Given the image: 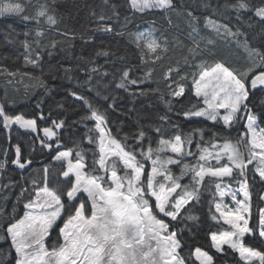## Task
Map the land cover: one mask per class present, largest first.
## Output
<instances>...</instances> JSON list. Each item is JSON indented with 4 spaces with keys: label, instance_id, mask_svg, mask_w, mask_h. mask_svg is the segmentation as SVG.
I'll use <instances>...</instances> for the list:
<instances>
[{
    "label": "snow or ice",
    "instance_id": "6c2138e0",
    "mask_svg": "<svg viewBox=\"0 0 264 264\" xmlns=\"http://www.w3.org/2000/svg\"><path fill=\"white\" fill-rule=\"evenodd\" d=\"M65 3L67 0H35V3L33 0H0V19L15 17L25 24H34L23 33L10 26L4 32L7 44L19 43L25 49L26 64L43 71V53L51 57L50 49L60 43L56 40L45 43L47 32L59 31L57 25L63 22L64 16L59 14L58 8ZM102 3L105 7L99 14L94 9L90 12L97 20L92 32L129 37L140 50V59L145 65L163 59L168 51V40L163 33L156 36L161 31L155 26L156 22L151 21L152 27L143 31H132L129 25L134 24L137 13L143 19V14L154 11L162 13L171 24L168 14H181L174 0H126L132 15L123 17L112 0H102ZM203 7L210 9L211 5L205 3ZM223 7L236 13L235 30L229 23L210 16L204 17L203 28L210 29L220 39L229 38L243 50L242 68L215 59L209 62L207 57L216 55L213 51L216 41L201 36V18L185 10L190 29L188 36L192 40L188 53L192 61L185 56L183 63L194 71L181 75L177 66L175 69L169 67L165 74V80L171 81L166 85L169 97L180 98L185 94V85L172 80L171 73L175 71L180 81H187L190 76V90L203 105L198 107L193 103L188 110L176 114L186 119L204 118L212 122L211 127H196L185 132L180 124L172 121L168 114L173 110L172 99H165L159 88L152 89L148 85L154 68H147L142 78L134 76L137 66H127V56H119L125 67L114 72L104 70L102 65L96 66L95 60L116 55L107 49L97 50L93 58L77 57L88 66L81 69L87 71V78L77 81V87L84 91L70 90L69 95L83 103L86 114L70 124H66L65 119L51 120V126L42 129L47 140L41 138L39 141L41 150L48 151L54 161L64 166L59 173L63 183L49 186V165L46 164L35 176L14 179L7 174V159L0 161V264H228V257L236 254L243 264H264V251L244 242L246 235H258L264 244V209L259 210L258 222L252 227L246 218L251 215V192L245 175L247 166L255 162L253 171L264 181V0H235ZM213 11L222 15L218 10ZM224 19L230 21L231 17ZM242 26L259 28L253 39L261 38L260 46L253 45ZM20 35L24 39H18ZM72 38L75 39V34ZM80 38L85 40L83 34ZM91 39L93 37L88 36L85 42ZM205 39L201 48L200 41ZM196 57L200 58L198 63L194 62ZM63 71L72 78L68 74L74 69ZM95 73L102 79L111 77V80L94 81ZM7 75L21 74L7 72ZM32 79H37L46 91L52 90L45 80ZM172 83L176 88H172ZM140 85L148 87L139 88ZM133 88L139 90L133 91ZM114 89L129 92L133 101L157 95L167 111L156 116L159 123L143 125L140 120L148 118L136 113L137 130L124 133L118 139L111 134L107 115L109 110H117L119 98ZM257 91L260 97L255 102ZM85 93H94L96 98L110 101L108 107L102 111L94 98ZM59 107L63 109V105ZM146 107L153 105L149 102ZM135 111L131 108L120 114L126 117ZM48 117L41 112L38 119ZM0 118L6 129L18 125L37 131L36 119H25L22 114L10 116L2 103ZM89 121L94 122V126L89 127ZM241 123L242 132L236 127ZM122 125L120 121L118 131ZM77 126L85 129L82 139L73 140L74 147L66 148L53 129ZM233 129L238 133L235 140L231 137ZM85 141L90 147H84ZM241 145L244 152L240 150ZM10 163L20 170L34 165L33 159L22 157L19 144L15 145L14 159ZM234 168L238 176L244 177L235 181L240 184L243 199H237L235 192L221 189L215 180L205 183L206 177L232 179ZM213 184L221 198L231 195L239 207L233 211L227 204L215 203V211L230 228L210 233L209 248L215 249V253L210 254L190 243L185 233H192L187 221L196 223L200 219L193 210L201 201V190L207 191ZM260 199L264 200V196ZM211 218L217 219L215 215Z\"/></svg>",
    "mask_w": 264,
    "mask_h": 264
},
{
    "label": "trees",
    "instance_id": "16d2710c",
    "mask_svg": "<svg viewBox=\"0 0 264 264\" xmlns=\"http://www.w3.org/2000/svg\"><path fill=\"white\" fill-rule=\"evenodd\" d=\"M35 3V0H33ZM42 2V0H41ZM117 4L118 10L123 15H132L130 9L127 8L126 0H112ZM235 0H174V4L180 10L181 14L177 15L175 12H170L168 15L171 17L172 23L169 24L168 20L164 18L163 14L155 11L152 13L143 14V19L140 18L141 14L137 13L134 24H130L129 28L132 31L147 30L151 25V21L156 22V27L161 31L156 33L157 37H167L168 51L163 54V59L157 61L155 64L149 62L147 65L143 64L140 59L139 49L135 48V45L130 42V38L127 36L120 37L115 36L112 33H99L92 32L91 29L97 26V20L90 15L91 10H95L97 14L101 11V8L105 7L102 0H67V3L61 4L58 8L59 14L64 16L62 23L57 25L59 31H49L45 39V43L48 40H56L60 43L57 44L55 49H50L53 55L49 57L47 52L43 53V62L41 71L40 68H35L32 65L25 63V49L21 47L19 43L7 44L4 40V32L9 29H15L16 32L23 33L28 28L34 27V24H25L18 18L9 17L0 19V103L5 105L6 113L10 116L23 115L25 119L37 120V135L34 140L40 145L39 141L43 137L42 129L44 127L51 126V120L65 119L66 124H70L73 120L79 119L80 116L86 114V108L83 103L77 101L74 97L69 95V91H84L83 88L77 87V81H84L87 78V71H81L86 66L83 61L77 59V57L83 55L86 58H93L94 54L99 49H107L110 52H115L116 55L110 58L99 57L96 58V66H103L104 70L114 72L118 68L126 66H137L134 70V76L143 77L147 68H154L152 77L148 81V85L152 89L159 88L160 93L165 95V99H172L173 110L168 114L171 116L173 122L180 124L181 128L187 132L196 127H211L212 123L203 120L186 119L183 115H177V112L182 110H188L191 104L195 103L198 107L203 106L190 90L191 78L189 80L180 81L179 76L175 71L171 73L172 80H176L185 85V94L180 98H171L168 96L169 89L166 87L171 81L165 80V74L169 67L175 69L180 67V74H190L194 69L186 66L183 63V58L189 56L188 48L192 47V40L189 38L188 33L190 29L188 27V17L186 11L193 12L194 15L201 18V32L200 35L206 38H212L216 41L213 51L216 53L215 57H207L211 63L213 59L225 61L232 67L241 69L244 65L245 53L241 48H238L233 41L229 38L220 39L210 29L203 28V19L205 16H210L213 19H219L221 22H227L235 30V26L238 21L235 16L236 13L231 9L225 10L223 5L234 3ZM208 3L211 5L210 9H205L203 5ZM213 10H218L222 15H216ZM30 12H34V9H29ZM224 17H231L230 21L225 20ZM243 19V18H242ZM138 25V28L136 27ZM46 27V26H45ZM116 27V25H114ZM243 31L248 32L249 40L254 46H260L261 38L257 37L253 39L259 32V28L248 29L242 26ZM67 32L68 35H62ZM75 34V39H73ZM81 34L85 36V40L80 38ZM91 36L93 39L86 41L87 37ZM18 39H24L23 35H20ZM200 39L199 36L196 37ZM179 41V42H178ZM161 43L163 41L161 40ZM206 39L200 41L201 48L204 47ZM146 57L148 56L145 53ZM119 56H127V62L118 59ZM199 57H196L195 63L199 62ZM189 60L192 61V57L189 56ZM110 61H114L110 62ZM74 69L68 75L72 78L69 79L63 69ZM17 72L21 75L9 76L7 72ZM23 73H28V76H23ZM119 76V73H117ZM32 77H38L46 81L47 86L51 91H46L42 87L37 79ZM55 77V78H53ZM93 80H101V83L108 82L111 77H104L103 79L99 73L93 74ZM115 83V82H113ZM148 85H140L139 88H147ZM172 88H176V84L172 83ZM133 91L139 89L133 88ZM101 91H105L101 89ZM115 94L118 96L116 111H108L109 127L111 128V134L118 139L122 137L124 133H131L137 130V115L140 113L142 116H146L148 119L140 120V124H147L149 122L159 123L156 120L157 115L164 114L167 109L163 103L159 101L157 95L150 96L148 98H136L133 101V97L129 92L122 89H114ZM91 95L94 98V102L102 111L108 107V103L94 96V93H85ZM260 97L259 91L255 98V102H258ZM151 102L153 107L148 108L146 105ZM63 105V109L59 106ZM183 105V109L181 108ZM135 108V112H130L128 116H122L121 112H127L129 109ZM43 112L46 117L51 113V116L45 120L38 119L40 113ZM120 121H123V125L119 128L117 125ZM89 127L94 126V122H88ZM168 125H166L167 127ZM264 126V124H262ZM219 127V126H217ZM242 132L244 130L243 123L236 126ZM57 131L60 139L64 142L65 147H74L73 140H81L82 133L85 129L82 126L75 128L65 129H53ZM237 131L235 129L231 132L233 140L237 138ZM47 140V138H44ZM131 141H129L130 143ZM19 144L22 150V157H29L27 155L26 147L24 144L14 141L10 145V138L3 126L2 118H0V153H5L10 149V154L14 159L15 145ZM84 147H90L87 142H84ZM243 147V145H242ZM244 152V147L242 148ZM35 154L31 159L34 161V165L29 169L21 171L16 165L10 163L8 168L9 172L14 175V179H19L21 176H26L33 169L41 168L42 165H50L53 162L52 155L50 153L45 155ZM215 164L214 161L211 162ZM219 166V165H217ZM254 165L245 170V175L249 184V191L251 192V226L258 222V213L260 209H264V200L260 197L264 196V181H261L259 175L253 171ZM33 168V169H32ZM234 176L232 179L227 180L225 183L230 184L234 188H239L240 184L235 182L236 180H243L244 177L238 176V170H234ZM255 176V179H253ZM212 179L216 183H220L219 180L213 178H205V183ZM202 191L201 201L196 205L193 210V214L199 216V221L194 223L187 221L189 227L192 228V233H185V238L189 239V242L195 246L202 247L203 250L210 251V254L215 253L214 248H209L210 233L217 230L229 229L220 219L218 213L215 211V203L218 202V191L215 189L214 184L205 191ZM211 209V212L209 211ZM22 211V210H21ZM212 215L217 217L216 220L211 218ZM246 245L252 246L259 251H264V244L261 243V238L258 235L244 237ZM227 249V247H225ZM194 259V257H193ZM199 264V262H196ZM228 264H243L239 261L238 254L228 257ZM256 264V262L254 263Z\"/></svg>",
    "mask_w": 264,
    "mask_h": 264
},
{
    "label": "rangeland",
    "instance_id": "374dc122",
    "mask_svg": "<svg viewBox=\"0 0 264 264\" xmlns=\"http://www.w3.org/2000/svg\"><path fill=\"white\" fill-rule=\"evenodd\" d=\"M155 12V11H154ZM224 110H221V112L223 113ZM191 119H196V120H204V118H200V117H193ZM209 123H212L210 121H207ZM4 126V125H3ZM5 128V127H4ZM244 128V126H243ZM5 130L7 131L8 135H9V138H10V145L14 142V141H17L19 143H22L25 145L26 147V151H27V155L29 157H32L33 155L35 154H42V155H45V154H48L49 152L44 150L42 151L41 150V147L39 144L36 143V141L34 140V137L35 135H37V131L36 132H32L31 129H28V128H21L19 127L18 125H12L10 128L6 129ZM35 149V151H33L32 149ZM242 145H241V152H243L242 150ZM5 153H6V156H5ZM5 153H0V161H4L5 159H7V161L9 162L8 163V168L10 166V161L13 159L12 155L10 154V149H8L7 151H5ZM38 155V156H40ZM215 162V161H214ZM225 163V161H221V164ZM255 162H253V164H250L247 166L246 169H248L250 166L254 165ZM64 166L60 163V162H56L53 160V162L49 165V186H53L54 184L56 183H63V178L59 175L61 169L63 168ZM33 169V168H32ZM40 168H36V169H33L31 172H29L26 176L24 177H28V176H35L36 175V172L39 170ZM234 170L235 168L233 169V176H234ZM7 174L8 175H11L13 178H14V175L12 173L9 172V170L7 169ZM258 174V173H257ZM208 178V177H206ZM213 179H217L220 181V185H221V189H226L227 191H229L230 193L231 192H235L237 193V199H243V192L240 191V187L239 188H234L232 187L230 184L228 183H225L227 180H230V178L228 177H225L223 178L222 180L221 179H218V178H213ZM217 203H221L222 206L223 204H227L228 207L230 209H232L233 211L235 210L236 207H239L238 205L235 204V201H233L231 199V195L229 196H225L223 198H221L219 196V192H218V202ZM251 203V202H250ZM251 208H250V213H251ZM219 215V213H218ZM220 217V215H219ZM246 218L249 219V227L251 226V215L250 217H248L246 215ZM220 219L222 220V222L224 223L223 221V218L220 217ZM225 224V223H224ZM227 225V224H225ZM228 227H230L229 225H227ZM246 236H249V235H246ZM245 236V237H246ZM224 247H227V245H225ZM255 263V262H254Z\"/></svg>",
    "mask_w": 264,
    "mask_h": 264
},
{
    "label": "water",
    "instance_id": "95a60500",
    "mask_svg": "<svg viewBox=\"0 0 264 264\" xmlns=\"http://www.w3.org/2000/svg\"><path fill=\"white\" fill-rule=\"evenodd\" d=\"M29 169V168H28ZM21 171H23V170H21Z\"/></svg>",
    "mask_w": 264,
    "mask_h": 264
}]
</instances>
